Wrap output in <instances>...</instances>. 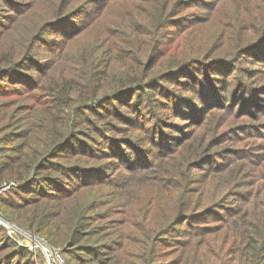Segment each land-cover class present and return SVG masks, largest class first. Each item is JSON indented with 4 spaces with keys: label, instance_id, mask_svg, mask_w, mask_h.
I'll return each instance as SVG.
<instances>
[{
    "label": "trees",
    "instance_id": "1",
    "mask_svg": "<svg viewBox=\"0 0 264 264\" xmlns=\"http://www.w3.org/2000/svg\"><path fill=\"white\" fill-rule=\"evenodd\" d=\"M191 2L198 9L186 11ZM11 6L13 13H4L5 21L0 14V41L22 18L27 19L26 34L20 43L13 36L5 45L0 42V87L5 78L18 82L24 88L17 94H25L29 101L21 109L22 126L15 132L9 130L12 116L8 108L16 103L13 99L0 103V185L15 183L0 191L5 217L61 246L65 264H70L67 255L76 251L85 255L80 264L95 259V264H159L156 245L164 235L176 234L179 221L191 217L202 220L209 205L218 206L213 192L208 193L210 203L204 205L206 190L193 183L200 163L210 166L208 162L217 155V168L207 175L230 173L233 179L223 180L228 182L223 189L245 196L242 205L220 214L219 220L225 223L218 235L229 238L228 247L236 245V264H264V164H259L261 176L250 194L237 191L247 185L248 176V171L239 167L251 159L225 146L250 135L264 137V123L257 118L264 111V89L254 95L249 87L227 82L228 71L237 68L239 58L264 44V0H99L95 4L87 0L76 4L74 0H33L23 8ZM171 22H176L177 29L167 42L162 41L161 34ZM58 25L57 32L67 38L55 46L46 67H34L41 76L31 80L28 71L21 68L41 31ZM62 25L67 29L60 31ZM260 54L264 57V46ZM263 70L258 67L253 72ZM220 71L224 73L219 75ZM167 79L176 83L169 92L159 85ZM160 108L169 109V118L185 119L186 123L171 121L169 125L188 127L186 133L177 136L169 131L167 136H152L154 115L141 114L157 113ZM118 112L130 128L105 133V126L112 122L106 123V117ZM218 112L222 117H217ZM238 117L241 121L233 125ZM83 129L99 137L92 139L94 136L86 133L83 141L77 139ZM138 134L142 136L137 139ZM128 139L153 144L158 148L153 151L155 157L138 162L144 146L130 153ZM72 142L73 154L109 152L129 168L128 172L149 179L156 197L161 194L162 206H169V214L142 213L138 221L129 208L111 231L100 234L102 241L81 243L88 240L83 237L88 233L81 218L97 204L95 194L89 191H100L95 186L102 185L104 178L96 183L92 177L97 168L72 162L71 157L60 159L65 157L59 154L60 149ZM225 148L230 151L226 153ZM253 156L264 160V152ZM136 162L139 166L133 167ZM73 171L77 173L68 182ZM164 172L170 180L182 175L184 192L177 191L175 196L171 182L169 187L161 185ZM119 176L125 178L128 173ZM86 193L88 196L82 198ZM164 194L169 195L167 200ZM200 232L197 227L193 237L180 242L185 250L205 241L200 240ZM13 241L0 225V250L10 248L0 253V264H31V251ZM176 260L175 264H192L188 253ZM193 264H200L199 259Z\"/></svg>",
    "mask_w": 264,
    "mask_h": 264
},
{
    "label": "rangeland",
    "instance_id": "2",
    "mask_svg": "<svg viewBox=\"0 0 264 264\" xmlns=\"http://www.w3.org/2000/svg\"><path fill=\"white\" fill-rule=\"evenodd\" d=\"M33 0H0V14L3 15L2 21H5V14L4 13H13L11 9L14 5L19 8L26 7L29 2ZM78 1L82 0H74V3L76 4ZM91 3L95 4V2L99 0H87ZM18 4V5H17ZM189 5V6H188ZM197 5L191 2L190 4H186L185 10L189 12H193ZM9 10V11H8ZM92 13V12H90ZM78 19V16L76 17ZM25 20L27 19H20V24L16 26L15 28L11 29L9 32H7L2 38L1 43L5 45L13 36V38H17L18 43H20L25 34L26 30L24 29ZM29 23V22H28ZM176 23V22H175ZM175 23L171 22L170 24L167 23V26L164 30V32L161 34V40L167 42L169 39V35L174 32L177 28L174 27ZM58 26H48L45 28L41 33L39 34L38 40L34 44V47L32 48L31 55L29 59H26L21 71H28L30 79H34L35 77H40L41 73L35 71L34 67H46V61L53 56V51L55 46L57 44H62L66 36L61 35L62 33H58ZM71 27L70 31L73 28V25H70ZM68 27V29H69ZM26 28V27H25ZM67 26L62 25L60 28V31L66 30ZM264 44L260 45L258 48L253 50V52L249 51L245 55L239 58L236 64V69L231 68L228 72L230 73L228 75L227 82L231 85L233 82H235L236 85L239 87H249L253 90L254 95H257L264 89V72H253V70H257L258 67H262L264 69V57L260 54L262 47ZM62 47V46H61ZM258 59V60H257ZM254 68V69H253ZM45 69V68H44ZM235 69V70H234ZM264 71V70H263ZM220 74H223V71H220ZM211 73V72H209ZM216 73V72H214ZM218 75V74H216ZM7 81L5 82V85L3 87H0L1 90V96H0V103H4L9 101L10 99H13L12 102L16 103L14 106H10L8 108L9 113L12 116V126L9 128L10 131H19L22 122L21 119H23L24 114L21 112L22 108L24 107V104H27L29 100L25 98V94H17L19 89L24 88L22 84H19L18 82H15L11 79L5 78ZM28 80V79H27ZM29 81V80H28ZM0 82L2 80L0 79ZM222 82V81H221ZM1 84V83H0ZM176 83L173 81H170L169 79L159 82V85H164L165 87H162L161 89L165 92H169V87L172 85H175ZM26 85V84H25ZM2 89L5 90L4 93H2ZM180 92V90L177 91V93ZM167 97L169 94H166ZM166 101H169V97ZM24 102V103H23ZM23 103V104H22ZM121 109H127L125 106ZM1 111V108H0ZM96 111V109H95ZM258 118L259 121H262L264 123V111H261ZM160 113V115H158ZM54 115H58V112ZM54 115L52 117H54ZM123 114H120L119 112L117 114H114L112 117H106V123L108 121H112L111 124H107L105 126V133L107 131L112 133H118V131L121 129L119 127H127V129L130 128L128 124L124 122L126 119L121 118ZM144 115H154V122L150 126V132L152 136H167L169 134V131H172L174 135L180 136L186 133L187 128L183 129L179 125H177V128L170 127L169 123L171 121H183L186 123L185 119L179 118L178 116H171L169 118V109H162L160 108L157 113H154L153 111L147 112L146 114H141V116L144 117ZM217 117H222L220 113H217ZM105 118V117H104ZM213 116L209 118L210 124H212ZM233 125H237L241 119L234 118ZM149 123V122H148ZM256 123V122H253ZM117 125V126H116ZM126 129V128H125ZM197 129V128H195ZM194 129V130H195ZM207 130H209V127H206ZM86 133H90V135L94 136L92 139H96L99 136L92 130L87 129L86 132L83 129V131H78V137L77 139L83 141V137ZM141 133V132H140ZM139 137H141V134H138ZM145 139H148L147 136H144ZM77 142L76 138H74ZM91 141V140H90ZM78 143V142H77ZM85 143V142H84ZM91 143V142H90ZM231 150L242 152L243 154H246L247 159H251L248 164H245V166L241 165L239 169L241 171H248V176L245 177V180L247 181V185H243L241 188H236L237 191H245L246 194L249 191L253 189L256 178L261 176V174L258 172L259 164H264L263 157L259 156H253L257 153H263L264 152V137L260 136H247L243 139H238L234 141H229L228 143ZM85 145V144H84ZM106 145V144H105ZM140 145H143L139 143L137 140L128 139L127 140V146L130 153H135V147H139ZM144 148L140 151V160L138 162H145L147 159L150 161L154 155V150L158 149L153 147V144L146 143L143 145ZM92 149V148H90ZM216 149V147L213 148V150ZM225 152L230 151L226 150ZM167 150V149H166ZM105 151H108L106 148ZM74 152V145L73 142L69 144L67 147L60 149L59 154L65 155V157H61L60 159L68 160V157H71L72 162H79L82 164H89L92 167L97 168V175L93 176L92 178L99 183L100 180L103 178V184L100 186H95L100 189V191L90 190V194H95L94 197L96 199V206L91 208L90 210L86 211L81 218L82 223L84 225V228L86 229L85 232L88 234L83 236L87 238V242H81V243H88L89 245H93L99 241H102V237L100 234L106 235L109 231H111L112 227L116 222L120 219H122V212L124 210H127L131 208L134 213V219H137L139 221L138 215H141L142 213H154V214H163L167 215L169 214V206L165 203L163 206V201L161 200V194H159L156 197V194L153 191L152 188V182L147 179L143 178L140 174L136 173H130L129 168L127 166H123L122 164H119V161L110 156L109 152H104L97 154L96 152L89 151L87 153H77L73 154ZM226 152V153H227ZM218 156H214V158L208 162L210 166L208 167L206 162H201L200 166L201 168H196L194 171L193 179L195 182V186H202V188H205L207 200L203 201V204L210 203V196L208 193H216L214 196L218 204V206H208V212L205 213L203 216L204 219L202 220H196L197 218L191 217L190 219L183 221H179L176 224V227H178V232L175 234H167L164 235L163 240L156 245L157 251L160 253L161 258L158 260L159 264H175L176 259L180 257H184L185 254H190V261L193 264L196 259H199L200 264H236L235 262V256L237 255V248L236 245H232L228 247L229 238L227 236H219L223 230H224V223L221 220H219V216L222 213L228 212L232 207L236 205H242L243 204V197L244 195L239 194H229L231 191L230 189L225 191L223 187L226 185V183L230 182L233 179V175L230 173L219 176V171L215 172L214 174H211L212 176L209 177L207 175V171L210 173L215 171L217 168V159ZM172 164V163H171ZM133 167L139 166V163H134L132 165ZM215 166V169H214ZM91 167V168H92ZM118 168V169H117ZM53 174H58L56 171L50 170ZM76 171L70 172L67 178L68 182H72L76 175ZM120 173H128V176L125 178H121L119 176ZM113 174V175H111ZM124 176V175H123ZM82 178V176H81ZM227 179L228 182H224L223 180ZM169 182L172 183L175 189V196L177 191H182V183L184 182V178L182 175H175L172 180H170V175L168 176L167 173L164 172L162 175V179L160 181L161 185H165V187H169ZM184 192V191H182ZM161 193V190H160ZM88 193L85 195H82V198L87 197ZM81 198V199H82ZM144 198L142 202L139 200ZM169 198V195L164 194L163 199L167 200ZM1 209L2 206H0ZM0 209V210H1ZM4 220L8 222V227H4L2 225V222L0 220V225L4 228L5 232L9 237H11L18 245L26 247L28 250L31 251L32 255V263L31 264H43V259L41 254L38 252V250H34L32 248H29L27 245L30 242L29 235H26V233H35L39 234L34 231L33 229H30L32 231H29L28 229H25L23 227H20L16 224H13L10 222L5 215L3 214V211L1 210L0 215ZM201 218V217H200ZM222 226V228L218 232L214 229ZM138 227H141V224H138ZM200 227L201 232L199 235L201 236L200 240L205 239L200 244H195L190 249L185 250V248L181 245L180 242L189 239L190 237H193V233L195 232L196 228ZM97 232V233H96ZM180 233V234H179ZM40 235V234H39ZM43 235V234H42ZM45 237V235H44ZM85 238H81V241H83ZM199 240V241H200ZM13 241V242H14ZM14 242V243H15ZM96 245V244H95ZM55 246V245H53ZM60 249H62L61 246H55ZM10 248H4L0 250V253H3L5 251H8ZM96 249V248H94ZM93 249V251H95ZM220 253H222L220 255ZM30 254V253H29ZM68 256V262L70 264H80V258L84 257V252H73L72 256ZM90 257V256H89ZM95 259V258H93ZM95 260L91 261H85L83 264H95Z\"/></svg>",
    "mask_w": 264,
    "mask_h": 264
},
{
    "label": "built area",
    "instance_id": "3",
    "mask_svg": "<svg viewBox=\"0 0 264 264\" xmlns=\"http://www.w3.org/2000/svg\"><path fill=\"white\" fill-rule=\"evenodd\" d=\"M11 184L15 185L14 182L1 184L0 191L5 190ZM0 215H1V210H0ZM0 220L3 221L2 225L4 227H8V222L4 220L1 216H0ZM26 235H29V239H30V242L28 243L27 246L34 250H38V252L42 256L43 264H65V258L63 256L61 249L50 244L44 236L30 232L26 233Z\"/></svg>",
    "mask_w": 264,
    "mask_h": 264
}]
</instances>
